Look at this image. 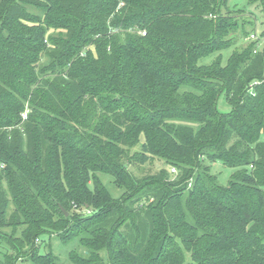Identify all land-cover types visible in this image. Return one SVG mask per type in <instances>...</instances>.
<instances>
[{"label":"trees","instance_id":"trees-1","mask_svg":"<svg viewBox=\"0 0 264 264\" xmlns=\"http://www.w3.org/2000/svg\"><path fill=\"white\" fill-rule=\"evenodd\" d=\"M249 5L0 0V240L16 253L0 264L25 246L60 264L51 236L70 264H264V46L238 47L264 0ZM151 160L139 183L128 166ZM215 162L236 170L227 186Z\"/></svg>","mask_w":264,"mask_h":264},{"label":"rangeland","instance_id":"rangeland-1","mask_svg":"<svg viewBox=\"0 0 264 264\" xmlns=\"http://www.w3.org/2000/svg\"><path fill=\"white\" fill-rule=\"evenodd\" d=\"M228 7L233 9V8H239V9H249L250 5H249V0H228ZM253 10L255 11V13L259 16V18L262 19V15L260 12L259 8H253ZM230 11V10H229ZM235 11V10H234ZM234 11H231V14H234ZM228 11H223V13H227ZM247 29H249L247 27ZM264 28L263 25L261 24V20H259L258 22V27H257V36L259 39V47L262 48L264 46V36L261 37V33L263 32ZM241 31L239 30L238 33H240ZM252 40L251 38H241L239 43H238V47L240 48H244L246 46L249 45V43ZM233 49H227L225 51L222 52V64L226 65L228 63V60L231 56V54L233 53ZM217 55H212L210 57L204 58L201 60V64L204 65H208L211 64ZM46 62V60L44 61ZM218 110L221 113H228L231 111V107L230 105L226 102L224 95H221L219 100H218ZM262 140L264 141V136L262 137ZM140 147H137L135 149L132 150V152L134 153L136 150H139ZM161 166H164V163L158 161V160H151V161H147L146 163H142V162H135L131 165L128 166V170L130 173H132V175H134L135 179H137V181L140 183H145L143 182L145 179L147 178H151L153 175H155L157 169H159ZM203 167H209V164H203ZM210 171L211 173H213L214 175L218 176V182L222 185V186H227L229 184V181L231 179V176L234 174V172L236 171L235 169L232 168H228L227 166L223 165L221 162H215L213 164H211L210 167ZM102 179H104L105 184L108 185V188L111 190V192L113 193L114 196L119 197L122 194V190L120 191L117 188H114L113 185L110 184V179L106 176L100 175ZM191 184H189L190 186ZM72 212L74 213V215H83V216H87L90 213V210H87L86 208L80 206V207H76L72 210ZM92 212V210H91ZM22 230H19V232L16 234V238L18 239H23L22 238ZM0 233H2L3 235L6 236V239H10L12 240L11 234H12V229H5L3 231H1ZM46 239L48 240V238L46 237ZM50 244L48 245V247L46 248H41L42 249V254H46V253H51L53 256L57 257L59 259V263L60 264H70L67 260V254L66 251H64V247H62V241L57 237V236H51V238L49 239ZM36 245H39V242L36 243ZM20 248H22V246H20ZM45 249V250H44ZM22 250V254L19 256L18 261L16 264H33L31 261V253L33 252V250H31L29 247H24ZM8 254L7 256L11 255H15V251L12 250L11 246L9 244L6 243L5 240H0V258L3 259V255L4 254Z\"/></svg>","mask_w":264,"mask_h":264},{"label":"built area","instance_id":"built-area-1","mask_svg":"<svg viewBox=\"0 0 264 264\" xmlns=\"http://www.w3.org/2000/svg\"><path fill=\"white\" fill-rule=\"evenodd\" d=\"M141 34H143V35H145V32H142ZM257 35L256 34H253L252 36H251V39L252 40H257ZM173 172H175V170H173Z\"/></svg>","mask_w":264,"mask_h":264},{"label":"water","instance_id":"water-1","mask_svg":"<svg viewBox=\"0 0 264 264\" xmlns=\"http://www.w3.org/2000/svg\"><path fill=\"white\" fill-rule=\"evenodd\" d=\"M67 215V214H66Z\"/></svg>","mask_w":264,"mask_h":264}]
</instances>
